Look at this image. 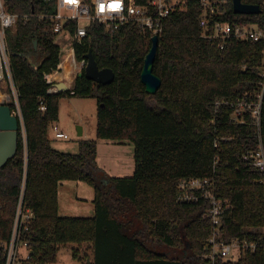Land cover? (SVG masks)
I'll return each mask as SVG.
<instances>
[{"label":"trees","instance_id":"obj_1","mask_svg":"<svg viewBox=\"0 0 264 264\" xmlns=\"http://www.w3.org/2000/svg\"><path fill=\"white\" fill-rule=\"evenodd\" d=\"M242 2L258 5L260 12L234 13L227 0L219 20L264 29V0ZM4 6L18 15L6 41L25 147L18 133L14 156L0 168V240L9 237L21 194L33 212L22 233L31 249L26 264L54 263L63 246L89 264H264L263 250L236 261L204 258L211 223L202 215L210 204L177 200L180 180L212 178L216 196L232 207L222 223L223 238L263 233L264 173L251 170L241 156L264 148V90L258 125L247 110L244 123L232 121L230 106L239 99L256 102L261 93L262 41L231 38L219 49L201 35L199 1L186 0L185 9L169 14L158 33L153 72L161 85L155 94L144 91L139 77L151 35L133 23L113 33L92 23L87 36L74 44L75 59L85 60L91 51L99 68L114 72L111 82L96 83L81 69L70 88L49 92L44 75L56 69L62 56L46 16L55 0H4ZM64 97L97 102L95 138L78 139L77 153L52 147L48 136ZM40 100L44 111L38 108ZM98 140L132 144L131 176L111 177L97 166ZM64 180L93 188V216L58 214L57 191Z\"/></svg>","mask_w":264,"mask_h":264},{"label":"built area","instance_id":"obj_2","mask_svg":"<svg viewBox=\"0 0 264 264\" xmlns=\"http://www.w3.org/2000/svg\"><path fill=\"white\" fill-rule=\"evenodd\" d=\"M201 5V13L198 23L202 37L210 43H214L219 49L224 47L227 40H249L263 42L264 54V29L258 24L243 23L232 20H219L226 12L227 0H198ZM186 0H146L137 3L135 0H55V9L46 15L53 22L54 34H68L72 39L56 69L44 75L45 81L51 84L49 92H56L54 84L64 81L70 88V83L81 69H84L85 60L77 61L74 55V44L80 43L87 36L88 27L92 23L101 25L108 33H113L126 23H133L151 36L158 34L162 29L163 20L171 13L184 10ZM18 15L9 13L4 6V0H0V104H6L10 108V114L18 121V133H20L25 147V129L18 100V93L10 70V61L7 50L6 32L15 27ZM73 23V24H71ZM69 70L65 74L64 64ZM56 73V74H55ZM67 75L66 78H58L59 75ZM261 93L256 102L239 99L230 103L232 107L231 120L244 123V112L250 111L256 125L259 124V111L262 92L264 90V61L260 69ZM219 102H216L218 106ZM39 110L44 111L45 105L40 100ZM54 137L68 139L57 125L51 126ZM245 161L255 172L264 173V148L260 145L257 150L245 151L242 154ZM264 181V180H263ZM177 200L180 202H197L200 199L208 200L210 207L202 217L211 223V231L205 245L208 252L204 258L214 260L215 257L236 261L246 252L264 251V231L252 238L233 237L225 240L222 235V223L231 214V204L218 198L215 194V183L212 178L182 179L177 184ZM22 193V191H21ZM33 212L22 202L20 194L9 237L0 240V248L4 254V264H26L31 249L22 233L27 229ZM236 256V260L233 258Z\"/></svg>","mask_w":264,"mask_h":264},{"label":"rangeland","instance_id":"obj_3","mask_svg":"<svg viewBox=\"0 0 264 264\" xmlns=\"http://www.w3.org/2000/svg\"><path fill=\"white\" fill-rule=\"evenodd\" d=\"M54 42L60 47L62 58L64 53L67 52L69 46L72 44L71 37L66 34H57L54 38ZM264 61V58H263ZM69 70V66H68ZM153 102L148 101V104H152ZM96 110H97V102L95 98H61L58 103V117L57 120L51 122L48 127V136L50 138L51 146L56 149H67V152L77 153L78 146L77 141L81 139L82 136H79L77 133V128L80 126L83 128V135H87V139L95 138V126H96ZM57 125L61 130L65 131L68 135V139H57L54 137V132L51 128L52 125ZM97 147V155H96V163L99 167L103 168L110 175L113 176H131L134 171V166L132 170L126 169V163L123 162L122 165L119 164V155H122L123 161L127 157H123L121 152L117 150V147H112L113 149L110 151L108 145L113 144L114 142L110 140H98ZM64 144V145H63ZM124 144H129L133 149L131 143L126 142ZM63 145V146H60ZM67 145L68 148L65 147ZM116 148V149H115ZM125 149V148H123ZM75 182L81 181H72V180H64L61 181L59 186L63 184V187H60V196H65L66 200H62L61 204L65 203L66 205H75L72 201L73 198L79 194V190H75ZM84 186L91 191L93 188L87 183ZM65 188L67 190H65ZM69 202V203H68ZM88 204V203H87ZM73 210V207H72ZM83 213L81 217H91L93 214H85L88 212H80ZM91 213V212H90ZM69 217H79L78 212H70L67 214ZM236 260V256L233 258ZM49 264H88L87 260L85 262H80L77 259H74L71 255V246H63L59 249L56 261L54 263Z\"/></svg>","mask_w":264,"mask_h":264},{"label":"water","instance_id":"obj_4","mask_svg":"<svg viewBox=\"0 0 264 264\" xmlns=\"http://www.w3.org/2000/svg\"><path fill=\"white\" fill-rule=\"evenodd\" d=\"M234 13L238 14H257L260 8L256 4L243 3L242 0H231ZM151 46L143 59V65L140 72V82L144 86V91L153 95L161 85V79L153 72V64L157 53L158 34L151 36ZM35 46V43H34ZM86 64L84 75L86 78L100 84H107L114 78V72L110 68H99L96 64L91 51L86 55ZM56 92H62L69 87L64 81H58L54 84ZM80 135V128H78ZM18 142V121L15 116L10 114V108L6 104H0V168L6 164L8 159L12 158L17 149ZM184 249L186 253L187 248ZM89 264V261H87Z\"/></svg>","mask_w":264,"mask_h":264},{"label":"crops","instance_id":"obj_5","mask_svg":"<svg viewBox=\"0 0 264 264\" xmlns=\"http://www.w3.org/2000/svg\"><path fill=\"white\" fill-rule=\"evenodd\" d=\"M67 63L64 64V67ZM68 65V64H67ZM65 74H61L59 76H57L58 78H66V77H69ZM72 82L70 83L69 86H71ZM58 127V126H57ZM59 128V127H58ZM80 128V135L79 136H82V138H86L87 135H83V128L82 127H78ZM78 128H77V131H78ZM63 131V130H62ZM65 132V131H63ZM78 133V132H77ZM99 143L101 141H98ZM98 142H97V147H98ZM64 145V144H63ZM63 145H60V146H63ZM66 148L67 145H65ZM109 150L111 151L113 148L112 147H117V150H119V152H121L123 155V157H127L125 158V160L123 161L122 158V155H119L120 158H119V164L122 165L123 162H125L127 165H126V169L127 170H132V167L134 166V159H133V149L131 148V146L129 144H120V143H113L111 145H108ZM125 148V149H123ZM116 149V148H115ZM60 151H65L67 152V149H58ZM96 155H97V151H96ZM98 166V164H97ZM99 167V166H98ZM100 169L104 170L103 168L99 167ZM104 172L111 176V177H122V176H113V175H110L107 171L104 170ZM76 184L75 185V190H79V194L76 195L75 198L72 199V201L75 203V205H66L65 203L61 204V201L62 200H66L65 199V196H60V187H63L61 184L60 186H58V191H57V201H58V214L61 215V216H68L67 214H70V212H78V216H81L83 215V213H80V212H88V213H85V214H94V207H93V203H92V200H93V197H94V191L93 189L91 191H89L88 188H86V186H84V183L81 181V182H75ZM86 184V183H85ZM88 185V184H87ZM65 190H67L65 188ZM69 203V202H68ZM88 203V204H87ZM72 207H73V210H72ZM91 212V213H90Z\"/></svg>","mask_w":264,"mask_h":264},{"label":"bare ground","instance_id":"obj_6","mask_svg":"<svg viewBox=\"0 0 264 264\" xmlns=\"http://www.w3.org/2000/svg\"><path fill=\"white\" fill-rule=\"evenodd\" d=\"M64 68H65V74H67V72H68V65L66 64Z\"/></svg>","mask_w":264,"mask_h":264}]
</instances>
